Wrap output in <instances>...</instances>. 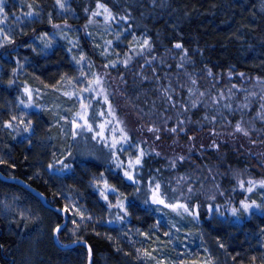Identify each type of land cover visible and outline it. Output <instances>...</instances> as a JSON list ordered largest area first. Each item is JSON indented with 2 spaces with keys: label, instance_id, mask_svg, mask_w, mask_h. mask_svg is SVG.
Listing matches in <instances>:
<instances>
[{
  "label": "snow or ice",
  "instance_id": "1",
  "mask_svg": "<svg viewBox=\"0 0 264 264\" xmlns=\"http://www.w3.org/2000/svg\"><path fill=\"white\" fill-rule=\"evenodd\" d=\"M82 11L76 26L72 0H53L51 10L0 0V180L22 185L0 199V215L26 232L54 215L47 235L65 252L82 249V264H97L99 240L135 264H219L204 246V221L264 223V150H253L264 149V70L217 73L179 41L159 54L131 4L87 0ZM61 51L68 71L48 80L27 71ZM17 147L25 162L36 157L30 182L15 174ZM35 181L54 189L51 198ZM257 237L264 249V227ZM216 246L227 252L219 235ZM257 261L264 252L249 257Z\"/></svg>",
  "mask_w": 264,
  "mask_h": 264
},
{
  "label": "trees",
  "instance_id": "2",
  "mask_svg": "<svg viewBox=\"0 0 264 264\" xmlns=\"http://www.w3.org/2000/svg\"><path fill=\"white\" fill-rule=\"evenodd\" d=\"M41 2L46 9L51 10L53 0H41ZM86 2L87 0H72V7L79 17V19L69 21L73 25L79 26L84 23L82 7ZM108 2L110 6L116 5L119 9L129 4L133 6V16L141 25L139 30L148 32L155 41L159 54H163L166 47H171L173 41H179L188 48L189 54L197 62L203 61L213 66L217 73L226 72L230 66H234L237 71L253 75L264 70L260 67L264 62V13L260 11L261 0H157L156 6L151 4V0H108ZM161 3L165 6L160 7ZM141 13L144 15L141 16ZM56 22L62 21L57 19ZM80 35L83 34L80 33ZM237 36L242 39H237ZM82 43L86 50L91 51V45L87 40H83ZM197 49L203 51L202 56L196 52ZM21 52L31 55L24 49H21ZM93 58L99 65V58L96 56ZM45 64L46 62L40 59L35 67H29L27 71L34 75L43 72L42 78L48 80L58 71L69 70L68 58L62 51L51 55L46 68H42L41 66ZM129 83L131 84L130 74ZM4 95L7 96V93ZM0 102H3V97H0ZM25 154L19 147L12 152L18 164L15 174L20 180L30 182L28 176L34 171L30 164H35L36 157L33 155L29 162H25L23 160ZM244 163V159L241 158L240 165L243 166ZM250 163L254 165V161ZM253 170L260 171L255 167ZM8 171L5 168L3 175H7ZM31 183L34 189L44 192L51 198L53 188L44 185L42 181ZM19 187L17 184L0 181V199L4 198L5 193L10 194L17 191ZM30 201L34 202L35 206H32L36 207V202ZM43 215L46 217L43 224L35 230L30 225L27 232L23 228L10 226L8 220L0 215V264H30V262L32 264H82V257L79 253L83 250L78 249L75 252L60 250L47 235L56 217L47 213ZM133 225L139 226L135 220ZM260 227H264V223L255 218L242 223L238 232L228 224L215 226L204 221V229L215 237L219 235L224 241L230 240L231 233L236 234L229 249L231 258L236 256V260L233 261L235 264H241V261L243 264H249L251 255L259 257L264 252V249L257 244L250 243L248 236L255 234ZM40 229L43 230L44 235H40V242L37 244L36 237L40 234ZM61 239L67 242L66 238ZM95 243L97 264H126L122 256L116 254L106 241L99 240Z\"/></svg>",
  "mask_w": 264,
  "mask_h": 264
},
{
  "label": "rangeland",
  "instance_id": "3",
  "mask_svg": "<svg viewBox=\"0 0 264 264\" xmlns=\"http://www.w3.org/2000/svg\"><path fill=\"white\" fill-rule=\"evenodd\" d=\"M72 20H76V19H72ZM99 67V65H97ZM115 75V74H114ZM23 78V77H22ZM29 81L30 83H34L35 84V81L32 79V77L30 76L29 77ZM241 143H246L244 141H239ZM257 150H259L260 148H256ZM28 203H31L33 206H35V203L32 202V201H27ZM98 211V209H97ZM5 220H8L5 218V216L1 215ZM233 228V227H232ZM237 232L240 230V228H234ZM205 245L206 247H208L209 249H211V251L218 257V261H219V264H235L230 256V253H229V249L231 248L232 246V240H234V237L236 236V234L233 232L230 234V240L228 241H224L222 240L225 245H226V248H227V252L225 251H222L220 249L217 248L216 246V237L209 231L205 230ZM257 232L255 234H250L248 235L249 236V241L250 243H254V244H257V246H259V243H258V237H257ZM200 241L197 239L195 241V243H193L191 245L192 249L194 251H200V248L197 247V245H199ZM260 247V246H259ZM125 250L126 251H131V249L125 245ZM172 255H174V253H172ZM122 256V259L123 261L126 263V264H135V260L133 257H124L123 255ZM259 262V261H258ZM257 262V264H259Z\"/></svg>",
  "mask_w": 264,
  "mask_h": 264
},
{
  "label": "water",
  "instance_id": "4",
  "mask_svg": "<svg viewBox=\"0 0 264 264\" xmlns=\"http://www.w3.org/2000/svg\"><path fill=\"white\" fill-rule=\"evenodd\" d=\"M0 181H2V182H4V183H8V184H16V182L15 181H11V180H9V181H3V180H0ZM20 187H22V185H19ZM33 188V187H32ZM36 190V189H35ZM36 192H39V191H37L36 190ZM31 195H35V193H32ZM60 249V248H59ZM60 250H62V249H60Z\"/></svg>",
  "mask_w": 264,
  "mask_h": 264
}]
</instances>
